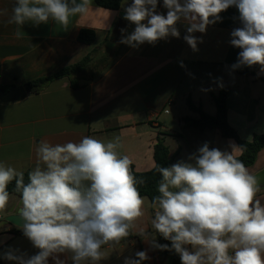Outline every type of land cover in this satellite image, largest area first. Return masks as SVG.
<instances>
[{"label": "crops", "instance_id": "0c3cea01", "mask_svg": "<svg viewBox=\"0 0 264 264\" xmlns=\"http://www.w3.org/2000/svg\"><path fill=\"white\" fill-rule=\"evenodd\" d=\"M132 3L133 0H125L114 11L99 7L92 0L88 12L70 17L64 28L52 20L39 25L27 22L22 27L9 24L15 0H0V9H7L6 15H0V86L24 85L93 55L78 89L71 88L68 78H61L39 93H27L21 101L0 103V162L29 173L37 167L36 149L41 141L64 144L79 142L84 136L105 142L120 137L117 151L128 156L140 173L155 167L154 146L158 138L168 147L172 165L192 162L189 157L198 154L205 143L210 149L231 152V145L237 146L236 142L224 138L218 130L200 131L184 123L186 118L199 117L188 107V100L214 116V97L221 89L228 93V122L239 137L251 141L264 133V72L259 65L233 67L241 49L230 43L231 32L242 27L235 6L222 11L221 19L208 25L205 32L191 34L198 38L197 49L193 50L184 39L189 33L183 20L176 24L179 38L169 36L154 45L146 42L135 48L119 43L135 29L124 19L125 9ZM156 12L166 16L163 0H158ZM118 27L125 31L115 33ZM18 29L19 39L14 34ZM83 29L95 32L93 44L78 42ZM234 155H241L239 148ZM40 167L43 169L44 165L41 163ZM247 169L252 175L264 169V149ZM256 198L264 204V191L258 192ZM147 203L143 206L147 208L145 219L129 237L105 245L99 264H125L126 258L137 259L135 254L139 251L148 256L141 264H171L174 257L180 258L174 250L166 253L155 249L136 235L139 228L155 232L148 212L155 214L156 209ZM21 207V199L11 195L2 209L4 215L0 213V221ZM9 249L26 257L39 251L22 229L2 226L0 264H16L2 257ZM57 255L64 264H73L70 254ZM48 264H55V260L49 257Z\"/></svg>", "mask_w": 264, "mask_h": 264}, {"label": "clouds", "instance_id": "9594fccd", "mask_svg": "<svg viewBox=\"0 0 264 264\" xmlns=\"http://www.w3.org/2000/svg\"><path fill=\"white\" fill-rule=\"evenodd\" d=\"M158 0H133L124 19L134 31L119 43L138 47L155 44L169 36L179 38L177 22H187L185 41L197 49L198 38L207 26L221 19L230 6L239 11L242 27L231 32L232 46L241 49L233 67L259 65L264 72V0H163L166 16L156 12ZM92 0H15L9 24L23 26L48 23L67 28L70 17L88 12ZM7 9H0L6 15ZM147 21V23H145ZM122 33L125 30H121ZM19 39V29L14 33ZM120 137L107 142L84 136L79 142L50 144L41 141L36 149L37 167L24 173L0 162V209L10 197L7 188L15 181L21 194L19 216L22 232L39 249L31 257L9 249L3 259L16 264H64L57 254L68 253L73 264H99L101 249L130 236L144 215V198L131 170L132 161L117 151ZM209 148L205 143L192 162L179 161L170 167L156 166L162 176L151 226L168 244L139 228L136 235L155 249L175 251L181 264H264V204L257 199V178L234 152ZM241 148V147H240ZM44 165L42 169L40 164ZM190 246L191 250H189ZM125 264H141L145 251Z\"/></svg>", "mask_w": 264, "mask_h": 264}, {"label": "trees", "instance_id": "16d2710c", "mask_svg": "<svg viewBox=\"0 0 264 264\" xmlns=\"http://www.w3.org/2000/svg\"><path fill=\"white\" fill-rule=\"evenodd\" d=\"M125 0H94V3L102 8L109 10H119L122 3ZM79 43L91 45L96 40V34L92 30L83 29L79 32L78 38ZM93 55H88L83 58L80 62L63 68L56 72L55 74L47 77L36 78L27 82H24V87L28 93H39L43 91L48 84L53 82V80L68 78L72 89L79 88V80L81 76L86 72L89 63L92 61ZM12 85L0 86V90L8 91ZM228 93L226 90L221 89L219 94L214 97V102L216 106V114L210 116L204 113L199 107H196L190 100H188V107L190 110L197 112L199 117L196 119L186 118L184 120L185 126L188 128H195L200 131L206 129L218 130L219 133L224 138L232 139L236 142L238 148L240 149L241 155L238 159L243 161L246 167H252L256 160L259 152L264 149V133L255 135L251 141L242 140L239 137L238 132L229 124L228 122ZM241 147V148H240ZM169 149L164 144L161 138H158L154 146V160L155 167L148 172L140 173L137 172L133 165H131L132 174L139 180L143 179V184H137V188L144 198H148L151 203H153V198L159 195L158 184L162 176L155 170L156 166L161 167H170L173 162V158L169 156ZM24 182L25 184L29 182V173H24ZM8 192L11 195H15L21 199V194L15 191V181L10 183L7 188ZM17 234V232H13ZM159 241L161 244H168L171 247V241L165 240L162 236L159 235ZM168 253V250H164ZM171 264H181L179 257H174Z\"/></svg>", "mask_w": 264, "mask_h": 264}, {"label": "water", "instance_id": "95a60500", "mask_svg": "<svg viewBox=\"0 0 264 264\" xmlns=\"http://www.w3.org/2000/svg\"><path fill=\"white\" fill-rule=\"evenodd\" d=\"M120 27L116 29L117 34H120L122 31ZM27 91L23 85H17L11 87L8 91L0 90V103H11L21 101L25 99ZM258 180V186L260 191H264V169L254 175ZM23 221L19 216V209L13 213L6 215L0 221V227L2 226H14L18 229H22Z\"/></svg>", "mask_w": 264, "mask_h": 264}, {"label": "rangeland", "instance_id": "374dc122", "mask_svg": "<svg viewBox=\"0 0 264 264\" xmlns=\"http://www.w3.org/2000/svg\"><path fill=\"white\" fill-rule=\"evenodd\" d=\"M145 201L144 202H146V204H148L147 202H150L149 201V199H144ZM146 207L144 208V215H143V217L142 218H140V220L138 221V223L140 222V221H142V219L144 220L145 219V217L147 216V214H146ZM0 213H2L3 215H4V211L2 210V209H0ZM146 215V216H145ZM154 218V214H153V212H151L150 210H149V212H148V221H149V223H151V221H152V219ZM137 223V224H138ZM151 225V224H150ZM153 230V229H152ZM149 233H151L153 236H155V239H157V240H159V235L157 234V233H155V232H153V231H151V232H149ZM136 247L137 248H139V243L136 241Z\"/></svg>", "mask_w": 264, "mask_h": 264}, {"label": "built area", "instance_id": "2783aa9c", "mask_svg": "<svg viewBox=\"0 0 264 264\" xmlns=\"http://www.w3.org/2000/svg\"><path fill=\"white\" fill-rule=\"evenodd\" d=\"M158 243V242H157Z\"/></svg>", "mask_w": 264, "mask_h": 264}]
</instances>
